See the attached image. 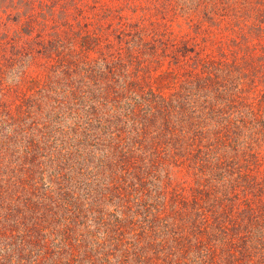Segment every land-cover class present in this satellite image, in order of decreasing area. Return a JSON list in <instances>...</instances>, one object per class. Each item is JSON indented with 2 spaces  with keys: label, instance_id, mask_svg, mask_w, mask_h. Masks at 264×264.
<instances>
[{
  "label": "trees",
  "instance_id": "trees-1",
  "mask_svg": "<svg viewBox=\"0 0 264 264\" xmlns=\"http://www.w3.org/2000/svg\"><path fill=\"white\" fill-rule=\"evenodd\" d=\"M36 1L0 36V264H264V8L242 48L238 19L218 55L167 54Z\"/></svg>",
  "mask_w": 264,
  "mask_h": 264
},
{
  "label": "rangeland",
  "instance_id": "rangeland-1",
  "mask_svg": "<svg viewBox=\"0 0 264 264\" xmlns=\"http://www.w3.org/2000/svg\"><path fill=\"white\" fill-rule=\"evenodd\" d=\"M41 1L55 6L54 8H59L61 4L69 1L74 13L83 11L93 17V20L98 17L95 13H100L102 24L111 22L112 17L116 16L113 19L115 23L123 20L138 24L137 26L141 28H156L165 34V39L176 43L168 47L167 54H195V51L186 53L183 50V46L188 45L195 46V50H199L201 55H218L220 43L216 42L238 35L233 30V25L238 19H240L241 47L246 40L244 35L246 25L243 24L254 22L256 14L264 8V0H38L35 2L36 5ZM12 13L14 10L9 0H0V36L3 32L17 29L18 24L12 21ZM103 13L109 15L103 16ZM70 21L73 26L74 21L71 19ZM243 53L240 50V54ZM251 53L253 54L252 51ZM179 60L184 65L192 61L189 59L185 62L186 57L183 56H180ZM164 65H168L167 60ZM32 70L35 73V69ZM262 87L264 88L263 82L260 83L259 88ZM8 97L13 101L15 93H9ZM194 178L188 175L179 176L172 181V187L191 200L194 194L192 187H196ZM192 201L193 199L190 202Z\"/></svg>",
  "mask_w": 264,
  "mask_h": 264
}]
</instances>
